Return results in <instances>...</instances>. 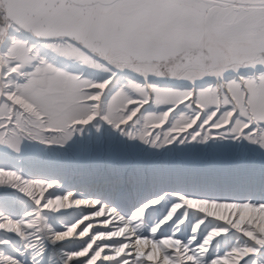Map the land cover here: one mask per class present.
<instances>
[{
    "label": "snow or ice",
    "instance_id": "obj_1",
    "mask_svg": "<svg viewBox=\"0 0 264 264\" xmlns=\"http://www.w3.org/2000/svg\"><path fill=\"white\" fill-rule=\"evenodd\" d=\"M0 264H264V0H0Z\"/></svg>",
    "mask_w": 264,
    "mask_h": 264
},
{
    "label": "rangeland",
    "instance_id": "obj_2",
    "mask_svg": "<svg viewBox=\"0 0 264 264\" xmlns=\"http://www.w3.org/2000/svg\"><path fill=\"white\" fill-rule=\"evenodd\" d=\"M199 149L191 147H177L167 151L153 152L144 148L137 156L130 157L126 163L133 166H142L146 169H156L160 172L157 177L161 186L183 187L191 189L195 186L197 178L196 172L199 169L198 157ZM50 154H45L39 145L27 144L24 157L18 158L22 161L19 166L28 171L29 159L34 156L47 158ZM54 159L55 157L52 156ZM17 161H13L16 163Z\"/></svg>",
    "mask_w": 264,
    "mask_h": 264
}]
</instances>
